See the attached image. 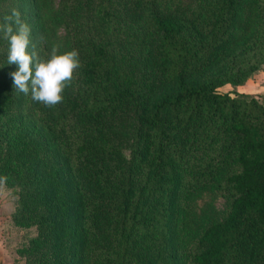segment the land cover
<instances>
[{"label":"trees","instance_id":"obj_1","mask_svg":"<svg viewBox=\"0 0 264 264\" xmlns=\"http://www.w3.org/2000/svg\"><path fill=\"white\" fill-rule=\"evenodd\" d=\"M24 0L32 47L77 50L80 67L55 107L12 92L0 68V106L28 110L13 148L15 193L44 226L45 264H258L264 245V99L239 86L264 67V0ZM133 29L128 39L123 30ZM152 35L146 38L148 31ZM142 31V32H140ZM151 38V39H150ZM130 106L133 120L121 114ZM11 108V105L8 106ZM130 122L129 139L117 125ZM221 138L237 169L224 218L179 256L178 199L189 151ZM126 144L127 157L121 146ZM184 165V166H183ZM188 189V188H187ZM40 238V237H39ZM250 252L247 254L248 248ZM36 264H42L36 263Z\"/></svg>","mask_w":264,"mask_h":264},{"label":"rangeland","instance_id":"obj_2","mask_svg":"<svg viewBox=\"0 0 264 264\" xmlns=\"http://www.w3.org/2000/svg\"><path fill=\"white\" fill-rule=\"evenodd\" d=\"M23 2L24 0H0V16L12 8L19 10V4ZM189 3L190 0H177L178 8H183ZM122 34L128 39L134 36L132 28L123 30ZM150 35L153 36L152 30L147 32L146 38ZM5 52V41L0 40L1 69L6 61ZM6 88L10 96L12 92L16 95L19 93L12 82ZM218 90L237 91L264 99V67L255 72L244 84L239 86L225 84ZM6 100V104L0 106V247L3 249L4 264L40 262L45 264L42 257H34L42 246L41 235L44 226L36 222L34 216H28L22 211V209H32L35 201L31 198H19L14 191L22 175V164L16 157V151L13 150L24 131V127L20 126V120L22 119L26 124L28 121L35 123V119L28 110L19 112L16 109L15 97H12V102L10 98ZM9 105H11L10 109ZM130 106H133L132 103L121 114L123 119L128 121L133 120ZM129 127L130 122L127 121H122L116 127L119 136L124 140L129 139ZM121 150L127 157L128 150L125 143L121 146ZM184 165L182 181L184 184L191 183V186H188L178 199L180 208L176 233L179 256L184 255L189 260L191 253L198 251L197 240L203 230L222 220L230 208L233 194L225 182L230 173L237 169V162L234 151L228 152L223 146L222 139L217 138L208 139L207 142L192 147ZM258 262L264 264V245L258 256Z\"/></svg>","mask_w":264,"mask_h":264},{"label":"clouds","instance_id":"obj_3","mask_svg":"<svg viewBox=\"0 0 264 264\" xmlns=\"http://www.w3.org/2000/svg\"><path fill=\"white\" fill-rule=\"evenodd\" d=\"M31 37V26L17 8L0 16V40L8 44L7 64L18 67L11 73L15 90L31 93L35 102L46 107H55L80 67L78 51L61 54L60 45H53L50 52L42 54L32 47Z\"/></svg>","mask_w":264,"mask_h":264},{"label":"crops","instance_id":"obj_4","mask_svg":"<svg viewBox=\"0 0 264 264\" xmlns=\"http://www.w3.org/2000/svg\"><path fill=\"white\" fill-rule=\"evenodd\" d=\"M3 249L0 247V264H4V254Z\"/></svg>","mask_w":264,"mask_h":264}]
</instances>
